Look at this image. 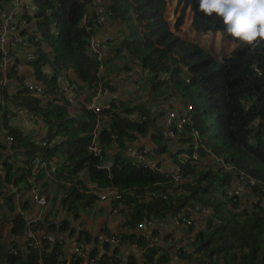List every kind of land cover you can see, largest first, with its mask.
<instances>
[{
	"label": "trees",
	"instance_id": "1",
	"mask_svg": "<svg viewBox=\"0 0 264 264\" xmlns=\"http://www.w3.org/2000/svg\"><path fill=\"white\" fill-rule=\"evenodd\" d=\"M31 3L35 10L28 8ZM179 3L181 14L174 26L166 18L167 0H29L25 8L23 4L30 26L22 32L25 41L19 48L27 51L25 57L19 56L23 60L16 56L14 66L6 73L7 81L15 79L21 87L11 90L8 83L2 86L5 76L0 70V117L21 107L36 114L37 127L46 136L58 140L53 147H43L35 140L41 132L27 134L24 127L12 126L6 120L3 127L15 142L13 154L6 156L7 147L0 143V167L5 171V178L0 180V196L5 195L2 205L14 210L11 185L30 186L27 173L9 165L10 158L20 153L48 160L60 157L57 177L72 186L63 185L65 196L59 202L53 199L68 206L75 215L84 206L91 209L96 205L97 190L121 194L110 205L125 217L121 232L116 234L120 242L137 249V253L129 254L128 264H167L173 258V247L167 244L186 238L190 239L188 249L178 255L183 260H197L196 264H264V39L239 41L226 33L222 18L200 11L197 0ZM12 4L13 0H0V19ZM188 8L193 12L192 26L197 32H221L236 42L229 58L219 60L195 40L180 36ZM99 15L106 17L103 24L98 22ZM110 25L118 28V34L106 32ZM99 34L105 37L99 38ZM94 37L103 40L105 47L109 43L114 59L120 56L130 60L125 72L133 70L131 66L135 64L147 71L149 100L133 104V99H114L100 114L87 104L78 102L77 107L73 103L68 91L60 87V75L65 72H75L76 78L68 76V80L77 82L79 93L87 88L96 96L100 86L111 92L115 89L111 80L101 74L108 63L106 58L99 59L88 52ZM3 58L0 53V66ZM23 61L45 88V98L26 91L25 75L16 70ZM48 95L52 96L49 100ZM174 98L194 108L190 133L176 131L185 144L177 152L170 148L171 140L159 128L158 117L165 114L153 109L157 100L165 103L161 101ZM99 120L100 129L96 126ZM193 128L200 133L199 159L192 158ZM169 129H174L173 124ZM95 134L101 149L99 157L90 149ZM136 138L148 140L156 145V152L168 153L175 165H182L181 178L175 180L135 158H127L125 150ZM183 152L191 158L184 159L180 156ZM213 155L230 169H224L221 160L213 159ZM109 160L110 169H96L97 164ZM88 172L98 187L95 190L88 189L81 179ZM39 186L50 196L60 193L50 181ZM176 217L183 223L180 229L185 237L176 239V229L172 228L162 236L160 227H170ZM188 218L193 219L192 225H186ZM15 220L17 228H21L24 221ZM149 223L158 228L152 232L139 229ZM156 235L164 242L153 243L151 237ZM109 247L113 253L101 264H123L119 245ZM49 248L44 243L30 247L26 254L13 255L0 238V261L57 264L59 257Z\"/></svg>",
	"mask_w": 264,
	"mask_h": 264
},
{
	"label": "crops",
	"instance_id": "2",
	"mask_svg": "<svg viewBox=\"0 0 264 264\" xmlns=\"http://www.w3.org/2000/svg\"><path fill=\"white\" fill-rule=\"evenodd\" d=\"M9 10L5 14H8ZM116 29L118 28L110 25L105 30L109 35H113L118 34ZM124 30L126 29L124 28ZM106 32H104V35L107 37ZM104 35L99 34V38H104ZM190 40L193 41V38H190ZM197 44L205 48L202 44H200V42H197ZM236 46L237 44L234 46L233 50ZM17 48H19V46L11 47L10 45H7L4 50L5 53L0 51L1 55H4L3 64L0 66V70L4 73L5 78H7V71L11 70L14 66L16 56L22 60L23 57L19 56H22L23 54L25 57L27 50L22 49L21 47L19 49ZM15 50H17V52ZM13 51L15 52L12 54ZM104 57L108 63L104 66L101 74L107 80H111V83L115 88L112 92L110 91L108 96H100L98 99H94L95 96L91 95L87 88H85V90L83 89L84 91L79 93V89L76 84L77 82L72 83L68 80V76L71 80L76 78L74 71H68L65 72V74L60 75L61 89L68 91L69 96H71L73 103H75L77 107H79L78 102H82L87 105L95 102L100 106L108 107L114 99L116 101H120L123 98H126V100L133 99V104L142 102V99L144 101L150 99L151 92L150 87H148V84L146 83L148 75L146 70H143L140 65L135 64L131 66L134 68L133 70L125 72L127 68L126 66H128L127 63H130V60L122 57L120 59L119 57L114 59L115 57L111 51L109 43H107V46L105 47ZM16 70L19 71L20 75H25L26 82L27 80H34L39 83L28 63L26 64L23 61L17 66ZM48 73L50 76H53L51 70H49ZM64 76H66L67 79H64ZM8 85H10L9 87L11 90H17L21 87H19L20 83L15 79L8 81ZM157 102L158 100L153 106L154 111H157V113L161 112L160 110L163 108L183 110L186 109L187 106V103L184 102L183 99L180 100L178 98L161 101L165 103ZM14 111L16 116L12 119L13 126L24 127L27 134H35L37 131L41 132L42 135L35 138V140L46 136V132H43L35 123L28 120V112L24 111L21 107L15 108ZM158 122L160 126L159 128L166 134V136L164 134L165 138L171 140L170 148H173L174 151L176 149L183 150L185 148L183 140H181L179 136L169 137L167 134V130L171 125L169 117L164 115L158 120ZM30 124L34 125L35 129H32ZM138 139L139 138H136L133 143H130L128 149L125 150V156L127 158H135L134 156L136 151L140 147H145L150 149L152 158L150 161L156 163L160 171L169 174L174 170L175 163L168 157V153L159 154L156 152V145H152L148 140H144L143 138L140 140ZM4 151L5 156L13 154V145L6 148ZM81 179L86 184L91 183L89 177L84 175V173L81 175ZM9 188H11V186ZM44 191H46L45 188L42 190V193L48 194ZM9 194L15 200L14 210H11L8 207L4 208L2 204H5V195L0 196V214L2 213V217L0 218V238L2 240V245L9 249V253L11 247H16L19 249L20 254H26L28 249L32 247V243L37 244L39 242V246L47 243L51 248V251L56 252V255L59 257V262L57 264H92V261H96V263L99 264V261L97 260L98 258H100L101 262H103L105 261V257H107V255H112V248L109 247V244H103L102 240L104 237L109 236V233H111V235L116 232L120 233L122 224L119 220L121 218L112 214V209L107 205V203L97 201L96 205H93L91 209L84 206V208L81 209V213L75 215L71 209L68 208V206L61 205V203H57L53 199L55 197L60 198L65 196V193H53L52 196L49 195L51 203L45 208H41L37 203L33 202L29 192L20 193L17 196L13 193ZM19 212H24L31 218L39 217V225L34 230L36 233L35 239H31L26 235L27 232L24 223L21 228H17L18 226L15 223V218H17L16 216H18ZM169 228L174 229V227H165L164 229L160 228L161 235L163 236L169 232ZM46 237L53 238V242H49L45 239ZM77 245H79L86 253L84 256H80L79 258H77L78 255L75 253ZM126 249H128V246ZM120 250L122 255L128 253L124 249ZM133 251L136 252L131 249L130 254H132ZM0 264H7V262L0 261Z\"/></svg>",
	"mask_w": 264,
	"mask_h": 264
},
{
	"label": "built area",
	"instance_id": "3",
	"mask_svg": "<svg viewBox=\"0 0 264 264\" xmlns=\"http://www.w3.org/2000/svg\"><path fill=\"white\" fill-rule=\"evenodd\" d=\"M28 1L29 0H13L12 8L9 10V13L5 14L3 19H0V50L3 51V53H5L4 50L7 45H10L11 47H16V46H19L21 42L25 41L21 34L26 28L30 26V21L26 18L27 16L25 15L23 4L25 3L24 5V8H25ZM28 8L32 10L36 9L32 3L28 6ZM105 20H106L105 15L98 16V22L100 24H103ZM104 50H105V46L103 45L102 41L98 37H94L90 42V46L88 50L89 54L94 57H98L99 59H102L104 56V53H103ZM28 56L32 57V53H29ZM7 83H8L7 78H4L1 81L2 86L4 84L7 85ZM25 88L28 93H33L42 98H45L44 97L45 88L40 83L34 80H27ZM98 90L99 91L97 92V95L94 97V99H98L100 96H108L110 94V91L103 88L102 86H100ZM47 98L49 100L50 98H52V96L48 95ZM1 104H4V101H1ZM91 104L92 106L90 107ZM88 107L89 109H93L97 114H100L101 112L104 111V107L100 106L99 104L95 102L90 103ZM14 110L15 109L12 108L11 111L7 113V115L4 118L0 117V143H2V145L4 146L8 144V146H6L7 148L14 144L15 138L8 133V131L3 127V124L6 122V120H8L11 125L12 119H14V117L16 116V113ZM193 110L194 108L191 107V105H187L186 109H183V110L170 109V108H163L160 110L161 112L163 111L168 112V117L171 120V124H173L174 126V129L168 128L167 131H168L169 136H172V137L177 136L176 131H180L182 133L185 131H188L187 134L190 133L189 126L192 125L193 123L191 119L192 117L191 112ZM35 118H36L35 113L28 112V120L35 123L38 126L39 122H35ZM40 121L41 123H44L43 120H40ZM96 126L100 129L101 127L100 120L98 121ZM96 134L94 136L93 141L91 142L90 149L94 151L96 157H99V155L101 156V152H100L101 149L99 147ZM191 134H193L195 138V154L192 155V158L199 159L200 155H199L198 149H199V143H200V133L198 132V130H194L193 128L191 131ZM186 138H189V137H186ZM112 139L113 141H115L117 139V135L114 134L112 136ZM57 140L58 139L55 137L49 138L48 136H43L36 141L41 146L48 148V147H53L56 144ZM115 148H116L115 149L116 151L117 145ZM150 152H151L150 149L145 148V147H140L135 153V156H134L135 160L136 162L141 163L143 166L154 167L159 170L156 163L150 161V159H152ZM180 156H182L186 160L191 158V156H189L188 154H185L184 152ZM212 158L218 161L221 160L224 169L226 170L230 169V166L226 164L225 161H223L222 159H219L215 157L214 155L212 156ZM7 162L9 165H12L14 167H21L27 173V182L30 184V186L26 184L20 185V186L11 185L13 189V194L17 196L20 193L29 192L32 201L37 203L38 206L41 208L48 207V205L51 203V198L48 194L42 193V191L40 190L39 183L50 181L51 183L55 184V186L57 187V190L60 193H63L62 192L63 185L67 187L72 186V183L65 182L62 179L57 177V168H58V165L61 164L60 157H55L53 160H48L41 156L35 157V156H29L27 154L20 153L16 157L10 158ZM111 166H112V161L109 160L106 163L102 161L101 163L97 164L95 167L97 170H105V169H110ZM40 174H41V177L38 179V175ZM182 174H183L182 165H175V168L171 173L169 174L165 173V175L172 176L175 180H179ZM84 175H87L91 181L90 184L84 183L85 186L86 187L90 186L91 189L93 190L97 189L98 188L97 185L93 183L90 178V172L84 173ZM240 175L241 177H243L242 173ZM0 178H5L4 170H0ZM37 179H38V182L36 181ZM95 194L99 198V200H97L98 202L107 203V205L110 207H111L110 201L113 198L115 199L121 198V194L118 193L117 191H102V193H98V190H97L95 191ZM61 199H62L61 197L60 198L57 197V202H59ZM111 209H112V214L121 218L119 220L121 221V224H123L125 222L124 214L120 212V210L117 208L111 207ZM16 217L24 221V225L26 227V232H27L26 235L31 239H35L36 233L34 232V230L39 225V217L31 218L27 216L26 213L24 212H19L18 216ZM185 222L187 226L192 225L193 219L188 218L186 219ZM157 227H158L157 224L149 223L148 225L140 226L139 229L152 232V230ZM165 227L167 226L164 225V226H161L160 228L164 229ZM170 227H174V229H176V233H177L176 239H182L185 237L182 230L180 229L181 227H183V223L181 222L179 218L176 217L173 220V223ZM117 233L118 232L111 235L110 237L109 236L104 237V239L102 240V243L111 244L113 245V247L119 245L120 249L125 250L126 247H124L123 244L120 242L119 236L116 235ZM148 234L151 235V233H148ZM45 239H47L49 242H53V238L46 237ZM189 240L190 239L186 238L185 241H182V242L176 240L174 241L173 244L172 243H170V245L167 244V247H171V248L173 247L172 249L173 258H171L167 264H196L197 260H194V261L183 260L178 256L179 254H181L182 251H186L188 249L187 243L189 242ZM151 241L153 243H158V244L164 242V240H162V238L157 235L152 236ZM39 245H40L39 242L37 244L36 243L31 244L32 247H38ZM131 249L137 251L135 246L130 245L128 249L125 250V251H128V253H125V255H122L121 253L120 257H121V260L123 261V264H128L129 254L131 253ZM10 253L13 255L20 254L19 249L16 247H11ZM75 253L76 255H78L77 258H79L80 256H84L86 254L85 251L79 245H77V247L75 248ZM97 260L99 261V264H101L100 258H98ZM141 261L143 262V258ZM91 263L97 264L96 261H92Z\"/></svg>",
	"mask_w": 264,
	"mask_h": 264
},
{
	"label": "clouds",
	"instance_id": "4",
	"mask_svg": "<svg viewBox=\"0 0 264 264\" xmlns=\"http://www.w3.org/2000/svg\"><path fill=\"white\" fill-rule=\"evenodd\" d=\"M204 14L222 18L226 33L242 42L264 39V0H197ZM205 49V48H204Z\"/></svg>",
	"mask_w": 264,
	"mask_h": 264
},
{
	"label": "rangeland",
	"instance_id": "5",
	"mask_svg": "<svg viewBox=\"0 0 264 264\" xmlns=\"http://www.w3.org/2000/svg\"><path fill=\"white\" fill-rule=\"evenodd\" d=\"M167 1H168V5H167V11H166V18L169 20L171 25L174 26L176 20L181 14L182 4L179 3V0H167ZM192 21H193V12L190 8H188V10L186 11L185 23L180 28L181 29V31L179 32L180 35L183 38H187V39L193 38V40L200 42V44H202L206 50H210L213 53V55L216 56L217 59L219 60L229 58L230 54L233 51L234 46L236 45V42H234L233 40H230L227 35L220 33V32L212 33V34L197 32L192 26ZM129 26L131 25L129 24ZM102 43H104L103 40H102ZM113 55H114V52H113ZM119 58L121 57L119 56ZM91 106L92 104L90 105V107ZM164 114L168 116V112H164ZM158 118L160 119L161 117H158ZM11 125H12V122H11ZM6 146H8V144H6ZM0 170H3V168L0 167ZM1 179L2 178H0V180ZM87 188L91 189L90 186H87Z\"/></svg>",
	"mask_w": 264,
	"mask_h": 264
}]
</instances>
